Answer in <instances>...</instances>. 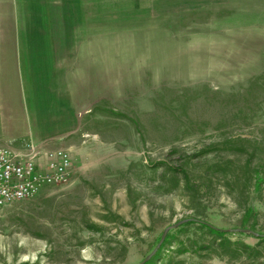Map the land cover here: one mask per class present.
Listing matches in <instances>:
<instances>
[{
    "label": "rangeland",
    "instance_id": "obj_1",
    "mask_svg": "<svg viewBox=\"0 0 264 264\" xmlns=\"http://www.w3.org/2000/svg\"><path fill=\"white\" fill-rule=\"evenodd\" d=\"M89 1L35 137L71 178L0 208V264H139L181 220L143 264H264V0Z\"/></svg>",
    "mask_w": 264,
    "mask_h": 264
},
{
    "label": "crops",
    "instance_id": "obj_2",
    "mask_svg": "<svg viewBox=\"0 0 264 264\" xmlns=\"http://www.w3.org/2000/svg\"><path fill=\"white\" fill-rule=\"evenodd\" d=\"M159 1L113 0L109 8L108 0H90L87 10L91 12L94 6L97 14L121 13L152 7ZM178 1L191 4L190 0ZM81 2L0 0V142L3 145L21 149L28 140L38 141L51 135L53 103H59L57 95L66 93L67 63L75 56L76 42L68 36L75 28H69L66 22L83 18L86 0Z\"/></svg>",
    "mask_w": 264,
    "mask_h": 264
},
{
    "label": "built area",
    "instance_id": "obj_3",
    "mask_svg": "<svg viewBox=\"0 0 264 264\" xmlns=\"http://www.w3.org/2000/svg\"><path fill=\"white\" fill-rule=\"evenodd\" d=\"M71 175V157L63 148L44 149L28 140L13 149L0 142V208L64 184Z\"/></svg>",
    "mask_w": 264,
    "mask_h": 264
},
{
    "label": "trees",
    "instance_id": "obj_4",
    "mask_svg": "<svg viewBox=\"0 0 264 264\" xmlns=\"http://www.w3.org/2000/svg\"><path fill=\"white\" fill-rule=\"evenodd\" d=\"M255 181H256V187L258 188L259 186H260V183L262 182V179L261 178H259L258 176L256 177V179H255ZM254 211H253V208H249L246 212H245V218L247 219L251 214H254L253 213ZM192 221H190V220H188V221H186V222H184V223H182L181 225H184V224H190ZM200 224H198L200 227H203V228H205L208 232H210V233H212V234H214V235H216L217 237H219V238H221V239H223V240H226L225 239V237H224V235L225 234H227L228 232L226 231V230H223V229H220V228H217V227H214V226H212V225H210V224H208V223H205V222H200V221H198ZM258 237H260L262 240H264V235L263 236H258ZM223 243H221V245H222ZM246 248H249L248 246H246ZM251 251H250V255H255V251L253 250V249H250Z\"/></svg>",
    "mask_w": 264,
    "mask_h": 264
},
{
    "label": "water",
    "instance_id": "obj_5",
    "mask_svg": "<svg viewBox=\"0 0 264 264\" xmlns=\"http://www.w3.org/2000/svg\"><path fill=\"white\" fill-rule=\"evenodd\" d=\"M183 222H185V220L178 221V222H176V223H174V224H172V225L166 227V228L163 230L162 235H161V238H160L158 244L156 245V247H155V248L153 249V251H152L149 255H147V256H146V257H145V258H144L139 264H143L144 262H146L148 259L151 258V256L156 252L157 248L159 247V245L161 244V242H162L163 239L165 238V235H166V233L169 231L170 228L177 227L178 225L182 224ZM243 231H248V232H249V230H245V229H244ZM22 264H24V263H22Z\"/></svg>",
    "mask_w": 264,
    "mask_h": 264
}]
</instances>
